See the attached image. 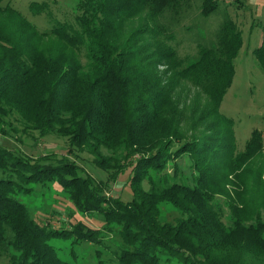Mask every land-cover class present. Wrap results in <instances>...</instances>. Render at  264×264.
Masks as SVG:
<instances>
[{"label": "trees", "instance_id": "trees-1", "mask_svg": "<svg viewBox=\"0 0 264 264\" xmlns=\"http://www.w3.org/2000/svg\"><path fill=\"white\" fill-rule=\"evenodd\" d=\"M4 1L0 131L16 115L24 130L66 136L69 152L90 153L108 177L97 179L68 155L35 157L0 143V256L76 264L51 239L103 244L107 230L120 237L119 264H264V138L254 130L239 150L234 120L220 109L242 30L225 10L214 39L191 36L198 52L187 62L169 43L197 16L220 11V0H76L75 23L47 30ZM29 8L53 17L46 1ZM136 17L144 23L129 31ZM255 56L264 70V44ZM182 80L205 93V104L178 100ZM127 170L133 197L125 201L109 191ZM49 184L80 216L102 215L104 225L38 220L25 196ZM164 204L179 215L163 219Z\"/></svg>", "mask_w": 264, "mask_h": 264}, {"label": "rangeland", "instance_id": "rangeland-1", "mask_svg": "<svg viewBox=\"0 0 264 264\" xmlns=\"http://www.w3.org/2000/svg\"><path fill=\"white\" fill-rule=\"evenodd\" d=\"M32 1L50 4L53 17L45 14H33L30 11ZM17 10L21 11L39 29L52 28L57 21H70L75 23L76 0H6ZM221 10L210 17L197 16L193 22L188 23L184 30L170 40L171 46L177 48V53L185 62L198 52V44L190 38L193 34H200L206 39H214L223 20L224 11L227 10L231 18L242 30V46L236 60V71L233 82L226 91L221 103V111L233 118L236 132V143L239 150L245 148L248 139L254 130H260L264 138V70L259 65L255 56V50L264 44V0H220ZM143 18L136 17L128 23V30L137 29ZM151 37L148 32L142 36V42L149 43ZM202 41V40H201ZM161 70L165 67H159ZM177 86L178 100L181 103L192 101L194 98L205 104L207 96L199 88L187 81H180ZM16 115L6 118L4 126L6 133L0 131V143L10 148L23 149L27 153L37 157L41 154L61 157L68 155L78 160L81 166L93 174L99 180H106L108 173L93 163V156L86 151L75 150L69 152V139L66 136L51 133L41 136L39 131L24 130L23 124ZM52 160H49L51 162ZM173 167L169 168L172 172ZM145 188L149 184L145 183ZM110 195L118 196L125 201L133 197L130 184V170L120 173L118 179L111 183ZM27 203L32 206V212L38 220H46L55 226L77 222L83 219L96 228L104 225L102 215L87 213L80 216L74 205L61 192L58 185L44 186L36 190L33 195L25 196ZM163 219H175L179 212L170 204L162 206ZM54 226V227H55ZM104 229V228H103ZM105 235L103 236V234ZM112 231L104 230L102 234L103 244H89L76 242L73 236H56L51 243L57 248L58 255L76 264H119L116 259V251L120 237ZM99 250L100 256L98 255ZM0 264H10L9 254L0 256Z\"/></svg>", "mask_w": 264, "mask_h": 264}]
</instances>
